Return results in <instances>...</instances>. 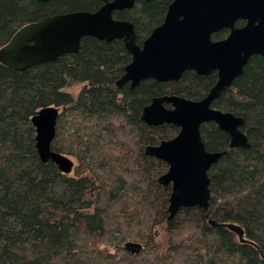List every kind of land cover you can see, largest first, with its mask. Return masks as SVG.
<instances>
[{
    "label": "trees",
    "instance_id": "trees-1",
    "mask_svg": "<svg viewBox=\"0 0 264 264\" xmlns=\"http://www.w3.org/2000/svg\"><path fill=\"white\" fill-rule=\"evenodd\" d=\"M168 2L137 0L113 15L133 22L140 43ZM102 3L0 0V46L26 23ZM127 56L122 39L84 36L77 51L24 70L0 63V264H264V55L252 54L213 103L244 118L250 146L231 148L215 122L203 123L206 149L227 153L208 171V209L182 207L172 218L170 188L157 181L167 165L144 147L178 128L145 124L142 108L162 93L201 98L216 71L187 69L177 80L117 87ZM72 84L85 87L73 95ZM48 104L60 109L51 148L78 162L70 173L42 161L35 146L30 117Z\"/></svg>",
    "mask_w": 264,
    "mask_h": 264
},
{
    "label": "water",
    "instance_id": "water-1",
    "mask_svg": "<svg viewBox=\"0 0 264 264\" xmlns=\"http://www.w3.org/2000/svg\"><path fill=\"white\" fill-rule=\"evenodd\" d=\"M134 1L102 0L96 10L56 12L26 23L0 46V63L14 70H24L75 52L84 36H93L106 42L122 39L131 53V60L125 65L118 84L129 80L134 87L143 78L176 80L187 69L197 74L215 70L217 79L202 98L153 97L141 114L148 125L170 123L179 128L173 137L144 148L146 154L168 165L157 178L159 183L171 186L168 218L182 207L197 205L208 209V170L227 150L206 149L200 126L213 121L229 135V147L250 146L241 129L244 118L214 107L212 103L242 73L252 54L264 55V0H172L162 23L152 28L141 45L137 43L133 22L113 15L116 10L131 7ZM237 18L245 19L246 23L236 26ZM223 27L229 28L227 36L213 40L211 34ZM164 102L171 107L163 105ZM59 112L58 106L48 104L38 108L30 119L40 159L51 160L61 172L70 173L73 160L51 148ZM227 226L235 231L240 241H247L240 226L233 223ZM132 245L141 246L139 243Z\"/></svg>",
    "mask_w": 264,
    "mask_h": 264
},
{
    "label": "flooded vegetation",
    "instance_id": "flooded-vegetation-1",
    "mask_svg": "<svg viewBox=\"0 0 264 264\" xmlns=\"http://www.w3.org/2000/svg\"><path fill=\"white\" fill-rule=\"evenodd\" d=\"M171 1H172V0H169L168 5L170 4ZM136 2H137V0L134 1V4H135ZM134 4H133V5H134ZM133 5H132V6H133ZM168 5H167V8H168ZM132 6H131V7H132ZM131 7H127V8H131ZM167 8H166V11H167ZM166 11H165V14H166ZM165 14H164V16H163V19H164V17H165ZM163 19L161 20L160 23H162ZM160 23H159V24H160ZM245 23H246V20L243 19V18H237V19L235 20V25L238 26V27L243 26ZM159 24H157V25H159ZM157 25H155V26H157ZM155 26H154V27H155ZM154 27H153V28H154ZM222 29L227 30L226 35L223 37V38H225V37L227 36V34L229 33V28H228V27H223V28H221V29H219V30H222ZM151 30H152V29H151ZM219 30L214 31L213 33L218 32ZM213 33L211 34V38H212L213 40H218V39H214V38L212 37ZM144 38H146V37H144ZM144 38H143V39H144ZM143 39L141 40L140 43H138V42H137V43L141 45ZM220 39H222V38H220ZM136 40H137V39H136ZM123 45H124V43H123ZM124 47H125V45H124ZM125 49H126V47H125ZM126 51L128 52V56H127V59L125 60L126 62H125V64H124V67H125V65H126L127 63L130 62L131 57H132V56H131V53H130L127 49H126ZM5 66H6V65H5ZM7 67H8V66H7ZM214 71H215V70H214ZM123 72H124V70H123ZM123 72H122V74H123ZM195 73H196V72H195ZM122 74H121V75H122ZM121 75L115 80V84H116L117 87H123L124 85L127 84V85L129 86V88H134V87H135V86H136L141 80H143V79H147V78H143V79H141V80H140V81H139L134 87H131V86H130V81H129V80L124 81V82H121L120 84L117 83V80L121 77ZM216 76H217V73H216ZM179 78H180V77H179ZM151 79H153V78H151ZM216 79H217V78H216ZM154 80H156V79H154ZM171 80H174V79H171ZM176 80H177V79H176ZM157 81H159V80H157ZM166 81H169V80H166ZM215 81H216V80H215ZM163 82H164V81H163ZM214 83H215V82H214ZM84 85H85V84H82V87H85ZM210 88H211V87H210ZM210 88H209V89H210ZM208 91H209V90H208ZM208 91H207V92H208ZM207 92H206V94H207ZM206 94H205V95H206ZM162 95H179V96H183V95H180V94H177V93H162V94H159V95H155V96H153V97H158V96H162ZM205 95H204V96H205ZM219 96H220V95H219ZM219 96H218V97H219ZM153 97H152V98H153ZM183 97H185V96H183ZM202 97H203V96H202ZM202 97H201V98H202ZM152 98H151V100H152ZM186 98H188V97H186ZM189 99H192V98H189ZM197 99H200V98H197ZM197 99H194V100H197ZM151 100H150L147 104H149V103L151 102ZM215 100H216V99H215ZM215 100H213V103H214ZM213 103H212V105H213ZM147 104H145V105H147ZM145 105H144V106H145ZM163 105H165L166 107H171V104H170V103H166V102H164ZM144 106H143V107H144ZM214 107H215V106H214ZM217 108H218V107H217ZM142 109H143V108H142ZM219 109H220V108H219ZM141 114H142V113H141ZM141 119H142V118H141ZM207 122H208V121H207ZM204 123H205V122H204ZM145 124H146V123H145ZM162 124H163V123H162ZM166 124H170V123H166ZM202 124H203V123H202ZM202 124H201V125H202ZM147 125H148V124H147ZM159 125H160V124H159ZM173 125H174V124H173ZM150 126H151V125H150ZM176 127H177V126H176ZM200 127H201V126H200ZM177 128H178V127H177ZM178 129H179V128H178ZM177 132H178V131H177ZM177 132H176V133H177ZM176 133H175V134H176ZM200 133H201V132H200ZM175 134H174V135H175ZM174 135H173V136H174ZM173 136H171V137H173ZM171 137H170V138H171ZM166 139H168V138H166ZM161 140H163V139H161ZM161 140H160V141H161ZM160 141H159V142H160ZM159 142H157V143H159ZM157 143H149V144H157ZM146 145H148V144H146ZM146 145H145V146H146ZM144 148H145V147H144ZM205 148H206V147H205ZM208 150H209V149H208ZM144 153H145V151H144ZM145 154H146V153H145ZM147 155H148V154H147ZM149 156H151V155H149ZM151 157H153V156H151ZM154 158H156V157H154ZM157 159H158V158H157ZM159 160H161V159H159ZM162 161H163V160H162ZM163 162H164V161H163ZM164 163L167 165L166 162H164ZM167 167H168V165H167ZM167 167H166V169H167ZM165 171H166V170H165ZM208 171H209V170H208ZM163 172H164V171H163ZM163 172H162V173H163ZM162 173H161V174H162ZM159 175H160V174H159ZM157 178H158V177H157ZM157 181H158V180H157ZM158 183H159V182H158ZM159 184L162 185V186H164V187H169L170 190H171V186H170V184H168V185H163V184H161V183H159ZM127 247L130 248V249H131V248L136 249V250L139 249V247H137V246H135V245H132V244H128Z\"/></svg>",
    "mask_w": 264,
    "mask_h": 264
},
{
    "label": "rangeland",
    "instance_id": "rangeland-1",
    "mask_svg": "<svg viewBox=\"0 0 264 264\" xmlns=\"http://www.w3.org/2000/svg\"><path fill=\"white\" fill-rule=\"evenodd\" d=\"M82 84H72L69 88L68 91H70L73 95H77V93L79 92V90L81 89ZM67 155V154H66ZM74 162V165L77 164V159L75 156L72 155H68ZM74 168V167H73Z\"/></svg>",
    "mask_w": 264,
    "mask_h": 264
}]
</instances>
